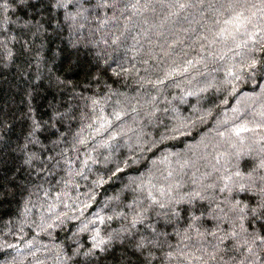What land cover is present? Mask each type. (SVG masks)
Listing matches in <instances>:
<instances>
[{"label":"trees","instance_id":"trees-1","mask_svg":"<svg viewBox=\"0 0 264 264\" xmlns=\"http://www.w3.org/2000/svg\"><path fill=\"white\" fill-rule=\"evenodd\" d=\"M96 1L0 0V264H264V220L242 217L264 188H242L254 161L238 167V144L225 143L264 137V0ZM109 40L103 66L95 50ZM70 109L73 123L61 120ZM209 133L201 161L182 156ZM61 134L75 149L49 146ZM59 153L63 169L46 179ZM215 178L226 186L212 195L238 209L240 250L218 242L237 220L221 224L225 204L177 201ZM73 245L93 254L71 259Z\"/></svg>","mask_w":264,"mask_h":264},{"label":"rangeland","instance_id":"rangeland-1","mask_svg":"<svg viewBox=\"0 0 264 264\" xmlns=\"http://www.w3.org/2000/svg\"><path fill=\"white\" fill-rule=\"evenodd\" d=\"M106 1H107V3H104V0H97L96 1L95 8H98V7H101V6H103L104 8H109V7H112L115 2H118L117 0H106ZM89 13H91V12H89ZM93 28H91V29H93ZM104 48L105 49H102L101 48L102 50H100V54H98V50H95V52L97 53V55L101 58V60H102V62L104 64L103 66H105L107 64V62L109 61V55L111 54L112 51L115 50V48H117V44L114 43L113 40H109V42L106 44V46ZM104 84L105 83H103L102 80H99V81H96L93 84V87H94L95 90H97L98 88H101ZM206 86H207L208 89H212L213 88V85H211L209 83ZM112 94L115 96L114 93H112ZM109 95H111V94H109ZM262 95L264 96V88H263V90L261 92H259V95L257 96V98H260ZM81 97L82 96L79 97L78 94L75 95V93H74L73 94V100L71 101L72 102L71 105L73 107H75V105L77 107H84V104L81 103V101H80L81 100ZM250 97H251L250 99L255 98V96H250ZM100 100L105 101L107 103L112 101V100H110V96H108L107 94H106V96H104ZM70 112H71V109L70 110H67L65 113H63L61 120L71 121L72 118L70 116ZM144 117H147V116L144 115ZM207 118L208 117H206L204 119H207ZM204 119L203 120H200L199 123L201 124L204 121ZM74 121H76V119H74L71 122L73 123ZM138 125H139V123H138ZM258 126H260V125H258ZM263 129H264V125L262 127H258V128L255 127V130L258 131V132L264 133V131H262ZM58 135H59V133H58ZM61 137H63V139H64L65 134H61L60 137L57 138L56 140H54L51 144H49V146L51 148L59 147V149L61 151L60 153H65L66 150L75 149V148H73L74 145L76 144L75 142L72 143L71 140H70V138H68L67 140L64 141V143H62ZM209 137H210V133L207 134V135H204V137L196 145L186 146V148L182 152V156L183 157H188L186 155L190 154L192 151H195V152L198 153V157L195 158V159L198 160V161L199 160L201 161L202 155H201V153L199 154V151L196 148L198 146L202 145V144L208 145V144L211 143L210 144L211 146L215 145V143L212 142V141L208 142V138ZM232 140H233L232 142H226L225 141V143L228 146V148L231 149L232 151H234L232 149L233 145L235 143L238 144V147L239 148L237 150H235V155L232 156V158L234 160H236V164H238V167H239V164H240V168H241V160H242V158L243 159L250 160L251 162H252V160L254 161V162H252L253 165L249 169H246V166H245L246 175L244 177V183L242 185V188L247 189L249 191L252 190L253 193L256 192V191H259L260 192L264 188V183L260 182V180L262 179L261 177L264 176V164L263 163H260V156L262 154H264V152H261L258 149L256 143L257 142L263 143L264 137H259L258 138L257 134H255V136H254V144L251 143L250 145H248V147L245 144L242 143V140H234V139H232ZM135 144L136 143H134L132 146H134ZM144 144L145 143H143V145ZM154 144H156V143H154ZM154 144L151 143L149 145H146L144 147V150H146V151H144V154L145 153H148V151H147L148 149L151 150L152 148H154V146H153ZM85 147L86 146L83 145V144L80 145V148H85ZM119 147L122 148L121 146H119ZM86 149L89 152H91L92 154H94L95 157L98 158V161L101 160V158H99L100 148H99V146L95 142L94 143H91L89 145V147H86ZM204 149H208V148L204 147ZM60 153L59 154H56V157L53 159L52 163L49 166V170H47V171L44 170L43 171V174L46 177V179L48 177V174H55L58 171L59 172L62 171L63 168L61 167V165L63 163L61 162L62 160H61ZM175 154H180L181 155V152H176ZM102 159L104 161L108 159V156H106V153L102 156ZM36 161L37 160L34 159L33 163H35ZM216 162H217V159L215 157L213 159V163L216 166H218ZM92 163H96V162L93 161V160H91V161L89 160V164H92ZM256 163H258V164H256ZM39 164L43 165V159L40 161ZM96 164H98V163H96ZM84 168H81L80 171H79V173L77 175L75 174L74 176H77V177H80L81 178V176L83 175V172H84ZM184 168L187 171L189 169V165H187V163H186V165L184 166ZM202 168H204V166ZM41 172H42V169H37L36 167H34V165L31 162H30L29 165H27V171H26V173L29 176V178H31L32 176L34 178L36 176H38L40 178L41 177ZM258 173H260V175H261L260 177H258ZM212 175H213V172L211 171V168H210L209 173L206 176L204 175L200 179V183H206L210 178H212ZM33 177H32V180L34 179ZM81 179H83V178H81ZM216 179L217 178H215V180L213 181L212 184L206 185L204 188H202V190L200 192L192 193L189 196H187L186 198L178 199L177 201H179L180 203H182V202L183 203H187L188 202L191 205L192 201H194V200L196 201L197 199H200V201H204L207 198H210L211 200H214V201L216 200L221 205H224L225 202H222L223 201L222 198H218V197L212 195L213 192H217V191L218 192L219 191H222L223 192L225 190L224 186H226V184L224 182V178H218L217 180ZM28 180H30V179H28ZM40 181H42V180H40ZM256 183H257V185H255ZM231 187H232V189L236 190L235 187H233V186H231ZM139 191H140V189H139ZM260 193H262V192H260ZM220 196H223V195H220ZM110 199H112V198H110ZM258 204H260V203H258ZM225 208H226L224 210L225 213L223 212L222 215L220 216L222 218L221 224L224 223L225 221L229 220L230 218H235L236 217L237 220H235L232 223V226H230V231L228 233L226 232L222 237H220L218 239V242L221 245H224L227 241L232 240V242L230 244H227L228 248L229 249H232V250H240V249L244 248L243 247L244 244H243L242 240L241 239H238V237H236V235L233 233V231L237 232L238 227L240 226V223H238V222H240V217L237 216L238 215V213H237L238 209H237V211L235 213L234 212V208H237V207H234L233 208V206H231L229 204L228 205L225 204ZM262 212H264V205L261 204L259 206H255V209H251V211H249V212L247 210L246 211V215L242 213V217H245L246 221H247V218L249 216H251L254 219H259L260 218V219L264 220V215H262L261 217H257V215L259 213H262ZM194 237H195V235H194ZM254 242H257V240H255ZM254 242L251 243L252 245L250 244V246H251L250 249H253L255 251V254L258 251H263L261 249V246L259 244H255ZM73 248H74V251L70 254V256H72L71 259H73V257H75V256L84 255V254H86L87 256H90V255L93 254L92 251L94 250L93 248H90V249L86 250V253H85V252H82L81 250H79V248L76 247L75 245H73ZM259 249H261V250H259ZM222 250L223 249H221V250L219 249V252L222 251ZM42 253H43L42 250L39 251V252H37L38 255H42ZM212 254H213V256L215 255V253H212ZM44 258H46V256H42V259H44ZM58 264H67V262L66 261H63V262L58 263Z\"/></svg>","mask_w":264,"mask_h":264}]
</instances>
